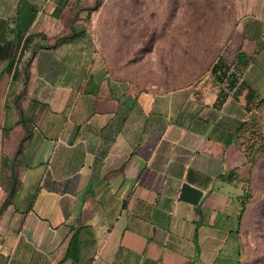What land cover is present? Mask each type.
<instances>
[{"label":"crops","instance_id":"crops-1","mask_svg":"<svg viewBox=\"0 0 264 264\" xmlns=\"http://www.w3.org/2000/svg\"><path fill=\"white\" fill-rule=\"evenodd\" d=\"M95 1L0 0V264H243L264 16L215 71L139 91L98 56Z\"/></svg>","mask_w":264,"mask_h":264},{"label":"rangeland","instance_id":"rangeland-1","mask_svg":"<svg viewBox=\"0 0 264 264\" xmlns=\"http://www.w3.org/2000/svg\"><path fill=\"white\" fill-rule=\"evenodd\" d=\"M86 8L108 73L139 91L158 92L208 75L234 51L240 18L264 16V0H96ZM246 167L243 264H264V147Z\"/></svg>","mask_w":264,"mask_h":264},{"label":"trees","instance_id":"trees-1","mask_svg":"<svg viewBox=\"0 0 264 264\" xmlns=\"http://www.w3.org/2000/svg\"><path fill=\"white\" fill-rule=\"evenodd\" d=\"M219 59H220V58H219ZM219 59H218V60H219ZM218 60H217L215 63L212 64V66H211V70H212V71H215V70H216ZM26 122H27V117H26L25 115L22 114V115L20 116V123H22V124L24 125V127H26ZM255 146H256V145H253V148H252L251 151H250L252 154L255 153L256 150H257L258 148H260V147H264V142H260V143L258 144L257 147H255ZM11 193H12V190L8 191V199H6V200L4 201L3 206L6 205V204L9 202V197L11 196ZM244 207H245V204H244ZM244 207H243V210H244Z\"/></svg>","mask_w":264,"mask_h":264}]
</instances>
